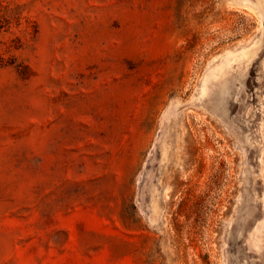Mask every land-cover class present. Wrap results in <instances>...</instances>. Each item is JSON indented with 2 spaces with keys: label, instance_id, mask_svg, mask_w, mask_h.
Returning a JSON list of instances; mask_svg holds the SVG:
<instances>
[{
  "label": "rangeland",
  "instance_id": "1",
  "mask_svg": "<svg viewBox=\"0 0 264 264\" xmlns=\"http://www.w3.org/2000/svg\"><path fill=\"white\" fill-rule=\"evenodd\" d=\"M0 264H264V0H0Z\"/></svg>",
  "mask_w": 264,
  "mask_h": 264
}]
</instances>
